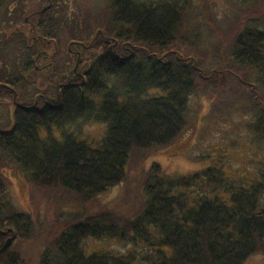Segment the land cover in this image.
I'll use <instances>...</instances> for the list:
<instances>
[{
  "label": "trees",
  "instance_id": "obj_1",
  "mask_svg": "<svg viewBox=\"0 0 264 264\" xmlns=\"http://www.w3.org/2000/svg\"><path fill=\"white\" fill-rule=\"evenodd\" d=\"M192 1L108 0L109 8L97 11L81 9L79 0H0V107H12L10 127L0 129V264H27L19 249L34 229L31 215L5 199V167L90 199L126 178L133 150L164 148L185 132L190 96L200 80L219 73L204 67L201 53L181 47ZM242 1L248 10L231 33L233 47L224 48L239 65L258 62L264 74V28L257 24L264 26V0ZM59 36L66 44L55 53ZM255 104L263 111L262 100ZM255 116L250 127L264 137V113ZM80 121L106 124L97 146L68 131ZM161 170L154 163L142 185V215H83L45 248L41 264H132V252L86 254L87 237L133 246L143 240L154 248L146 257L153 264H244L253 256L264 264V169H257L262 179L233 186L229 197L208 191L211 170L177 178Z\"/></svg>",
  "mask_w": 264,
  "mask_h": 264
},
{
  "label": "rangeland",
  "instance_id": "obj_2",
  "mask_svg": "<svg viewBox=\"0 0 264 264\" xmlns=\"http://www.w3.org/2000/svg\"><path fill=\"white\" fill-rule=\"evenodd\" d=\"M79 2L84 4L81 9L84 6L97 11L99 8H109L108 0ZM242 2L192 1V21L187 27L188 42L181 47L185 51L191 47L192 52L201 53L204 67L211 69L212 65L216 66L219 73L212 76L210 83L200 80L198 88L190 96V120L185 132L174 143L164 148L133 150L125 167L126 178L122 182L90 199H85L69 187L35 184L29 180L28 172L17 165L3 169L8 186L6 201L15 211H24L32 217L33 233L30 239L21 243L22 248L19 249L27 264H41L45 248L53 245V241L61 235L67 224L83 219V215L87 216L103 209H111L123 218L133 219L142 215L147 207L142 185L154 163L161 166L162 170L158 174L174 178L211 170V175L208 173L209 179L212 180L207 187L208 191L213 189V192L225 197H229L235 185L249 186L252 182L262 179L257 169H264V137L255 133L250 124L255 121L256 114L260 116L264 113V109L256 111L255 106L257 99L264 102V74L259 71L261 69L260 66L257 67L258 62L239 65L230 54L233 47L230 46L231 33L248 10ZM257 24L264 28L262 24ZM215 26H220L225 35L216 32ZM195 37L197 43L193 44L191 42L196 40ZM64 41L61 37H56L53 41L54 47L50 50L60 53L62 46L66 44ZM226 45L231 48H224ZM263 52V49L260 50L261 54ZM54 60L57 63L63 62L59 54ZM159 92L160 90H153L150 94ZM11 109V105L0 107V129L10 127ZM63 131L64 129L56 128L55 134L62 137ZM68 131L97 146L98 141L105 135L106 124L80 121L68 127ZM208 174H205V178ZM82 245L86 254L132 252V264H153L146 257L154 254V248L143 240L133 246L134 243L130 241L125 243L115 238L87 237ZM255 257L244 264H255Z\"/></svg>",
  "mask_w": 264,
  "mask_h": 264
}]
</instances>
